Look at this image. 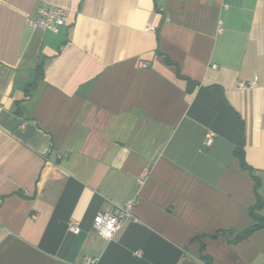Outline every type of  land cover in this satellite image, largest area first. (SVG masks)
<instances>
[{"label": "crops", "instance_id": "1", "mask_svg": "<svg viewBox=\"0 0 264 264\" xmlns=\"http://www.w3.org/2000/svg\"><path fill=\"white\" fill-rule=\"evenodd\" d=\"M0 107V264H264V0H0Z\"/></svg>", "mask_w": 264, "mask_h": 264}, {"label": "built area", "instance_id": "2", "mask_svg": "<svg viewBox=\"0 0 264 264\" xmlns=\"http://www.w3.org/2000/svg\"><path fill=\"white\" fill-rule=\"evenodd\" d=\"M68 11L59 6L41 5L38 15L28 19V24L33 28L60 32L61 28L67 23ZM146 66V64H144ZM243 86H246L243 84ZM1 110V107H0ZM212 142V134H208L206 144ZM149 170L144 169L138 176L139 185H143L149 177ZM137 202L136 198H131L121 205H116L111 209L99 212L93 222L96 232L106 240H112L121 226L128 220L137 221L133 214V208ZM69 230L78 234L81 230L79 222L71 219L68 224ZM98 258L92 256L84 257L82 264H97Z\"/></svg>", "mask_w": 264, "mask_h": 264}, {"label": "trees", "instance_id": "3", "mask_svg": "<svg viewBox=\"0 0 264 264\" xmlns=\"http://www.w3.org/2000/svg\"><path fill=\"white\" fill-rule=\"evenodd\" d=\"M240 150H241V148L239 147L238 151L240 152ZM243 167L247 168L244 160H243ZM257 188H258V183H257ZM262 206H263V202H262L261 198L258 196V202L251 210V214H252L253 218L257 221L256 224H254L253 226H251L249 229L245 230L244 232L237 234L234 241H239V240L247 237L249 234H251L256 229L264 227V216H262L259 213Z\"/></svg>", "mask_w": 264, "mask_h": 264}]
</instances>
